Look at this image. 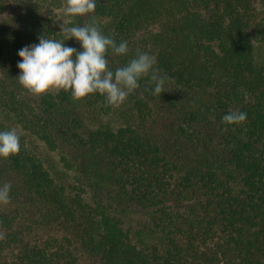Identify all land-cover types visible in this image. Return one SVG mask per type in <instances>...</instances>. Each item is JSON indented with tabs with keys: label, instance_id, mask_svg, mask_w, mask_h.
<instances>
[{
	"label": "trees",
	"instance_id": "obj_1",
	"mask_svg": "<svg viewBox=\"0 0 264 264\" xmlns=\"http://www.w3.org/2000/svg\"><path fill=\"white\" fill-rule=\"evenodd\" d=\"M63 8L0 0V106L22 131L20 152L0 158V185H11L0 264H264V0H96L74 16L65 29L95 22L128 42L127 55L109 52L111 69L148 52L168 77L156 96L142 78L119 108L20 85L18 51L69 35L57 33ZM229 112L247 119L226 125ZM30 136L60 152L90 201L54 177Z\"/></svg>",
	"mask_w": 264,
	"mask_h": 264
},
{
	"label": "clouds",
	"instance_id": "obj_2",
	"mask_svg": "<svg viewBox=\"0 0 264 264\" xmlns=\"http://www.w3.org/2000/svg\"><path fill=\"white\" fill-rule=\"evenodd\" d=\"M96 0H66L65 14L83 16L95 11ZM69 35L65 40L40 36L39 43L25 46L18 51L21 58L17 67L21 70L17 79L29 93L41 95L51 89L70 92L73 99L79 100L90 94H99L105 98L108 106L119 108L130 94L140 87V80L150 77L153 96L161 95L167 76H161L155 67L157 61L148 52H137L124 66L111 69L107 56L109 52L124 56L128 53V42L119 44L103 34L95 23L65 29ZM75 39L82 50L66 46L65 41ZM244 112H229L222 117L226 125L244 122ZM21 150L17 131L0 130V158H9ZM11 185H0V205L10 201Z\"/></svg>",
	"mask_w": 264,
	"mask_h": 264
},
{
	"label": "rangeland",
	"instance_id": "obj_3",
	"mask_svg": "<svg viewBox=\"0 0 264 264\" xmlns=\"http://www.w3.org/2000/svg\"><path fill=\"white\" fill-rule=\"evenodd\" d=\"M58 15V21L60 25L64 23L66 25L69 22L73 21L74 16L66 15L65 8L60 10ZM256 51H257V60L259 63H264V45H260L255 43ZM103 122L110 123L111 125L118 127L120 125V121L118 118L111 116V117H104ZM0 123H5L12 126L17 132H22L20 128L17 126L15 118L12 114L8 111L4 110L0 106ZM28 145L31 150L37 153L40 158L43 160L44 165L46 168L50 169L53 173L54 177L61 183L65 184L70 190L74 192H85L86 188L81 185L77 175L72 169L65 168L63 162L61 161V154L58 151H51L49 150L46 145L37 140L36 137L30 136ZM84 196L90 201L92 199L90 192L87 190L84 193Z\"/></svg>",
	"mask_w": 264,
	"mask_h": 264
}]
</instances>
